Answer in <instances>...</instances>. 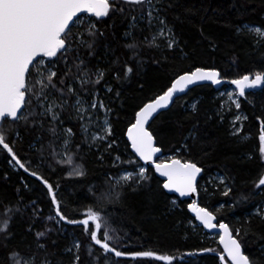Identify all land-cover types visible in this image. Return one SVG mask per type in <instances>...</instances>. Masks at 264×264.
I'll use <instances>...</instances> for the list:
<instances>
[{
  "label": "trees",
  "instance_id": "obj_1",
  "mask_svg": "<svg viewBox=\"0 0 264 264\" xmlns=\"http://www.w3.org/2000/svg\"><path fill=\"white\" fill-rule=\"evenodd\" d=\"M164 3L173 5L162 13L172 26L177 41L172 49L150 46L145 42L133 56L132 51L124 47L132 41V37L124 35L129 19L118 13L93 17L94 21L99 19L97 28L104 34L99 38L92 57L87 56V49H80L81 58L87 60L89 67L108 70L104 82L97 85L96 90L102 92L112 109V134L120 141L123 152L132 159L131 166L141 165L130 152L125 139V131L134 119V112L149 98L161 94L176 75L195 67H214L221 72L222 78L231 80L245 73L264 70V39L257 43L246 31L243 34L236 31L243 25L264 28V0H164ZM137 24L138 28L132 30L133 36L138 41H144L146 37L151 40L147 22L138 21ZM75 55L74 50L68 53V64H73ZM117 59L119 63L113 64ZM49 61L53 62L54 71L59 73L55 78L59 86L60 76L67 71L65 62L62 58ZM137 61H140L139 67ZM125 62L136 71L117 81L113 73L119 72L123 77ZM105 83L112 85L111 93L102 90ZM216 90L208 84L191 88L175 98L167 110L159 113L149 123L148 129L153 133L156 146L162 149L161 159L174 154V158L191 160L202 168L196 184L198 205L212 211L218 222L228 224L233 235L240 229L238 239L242 241L244 253L256 264H264V218L257 214V209L264 211V186L256 187L264 174V160L260 159L258 151L260 123L264 120V86L259 91L238 97L239 109L245 119L241 134L235 135L227 116L216 113ZM117 91L119 98L116 97ZM192 99L196 100L193 108L190 107ZM33 107L39 112L34 104ZM29 110L25 108V111ZM34 118L41 119L38 115ZM60 120L63 123L57 125L59 130H73L66 149L73 155V165L56 162L65 158L58 150L60 137L54 145L57 156H52L48 142L53 137L47 131V120H44L43 129L26 127L23 121L18 122L15 131L19 135L13 133L15 143L12 146L29 171L15 162L16 168L10 167L8 161L11 157L0 148V213L6 206L15 205L19 201L18 195H21L36 200L46 213L55 216V207L46 187L30 174L36 171L53 185L61 212L68 218L67 221H59L60 226L66 234L71 233L79 241L80 247L76 252L78 264H163L150 258L115 259L104 254L84 234L87 229L84 225L71 222L82 220L83 212L89 206L102 216L99 238L103 239L106 228L112 237L110 244L118 250L169 254L174 256L171 264H229L226 259L220 261L218 254L222 250L219 244L211 242L210 234L203 231L187 212L189 200L167 194L151 167L146 168L150 178L141 186L130 182L116 189L121 192L119 199L114 195H102L110 191V185L115 182L109 177L116 176L122 165L88 148L80 122L73 116L71 108L61 114ZM4 126H8L7 121ZM77 145H80L78 149ZM111 150L114 151V147ZM77 164L84 175H69ZM216 172L224 178L226 189H230L228 195H224L226 189L216 184L206 191L199 189L200 184ZM187 221L193 225H188ZM26 229L23 214L16 213L8 229L11 236L5 242L7 248L0 245V264H7V253L12 249H18L25 255L35 253L36 264L45 258L49 264H74V257L64 249V232L52 227L41 241L46 247L38 249L35 238ZM202 248L212 251L199 252ZM190 252L194 253L192 257L185 256ZM179 257L184 258L180 260Z\"/></svg>",
  "mask_w": 264,
  "mask_h": 264
},
{
  "label": "snow or ice",
  "instance_id": "obj_2",
  "mask_svg": "<svg viewBox=\"0 0 264 264\" xmlns=\"http://www.w3.org/2000/svg\"><path fill=\"white\" fill-rule=\"evenodd\" d=\"M173 5L168 3L165 5L164 0H0V148L5 150L11 157L9 163L15 162L20 168L26 172L29 169L22 162L16 152L12 139L13 133L19 135L15 131L18 122L23 121L25 126H38L44 128V120H47V131L53 137L50 140L49 147L52 148V156H57L55 148V140L60 136L63 137V147L65 149L63 156L56 162L61 165L72 166L74 163L73 155L67 152V146L70 144L73 136L72 128H65L62 131L57 125L62 124L60 120L61 114L68 108L74 112L75 118L80 121L81 131L84 133L85 140H88L90 127L95 126L98 131L91 133V142H100L110 139L112 134V126L108 120V114L112 111L107 107L102 99L99 98L97 85L104 82L107 69L98 66L89 67L87 60L81 58L80 49H87V56L92 57L98 46V40L103 36V32L97 28L96 21H90L88 17L79 19V24L73 20L78 13H89L96 18L108 16L110 13H118L121 17L129 19L128 30L124 33L126 37H132V41L124 45L125 48L132 51L133 56L142 43H148L150 46L159 47L156 43L158 38L167 40L166 47L172 49L177 44L172 26L168 23L166 16L162 15L167 8ZM147 20V26L155 31L152 33V39L147 37L144 41H138L133 36V29L138 28L137 21ZM70 22H72L70 24ZM87 25V27H85ZM78 30L73 32V27ZM237 33L243 34L245 31L257 37V43L264 39V28L260 26L243 25L238 26ZM75 51L73 64H68V53ZM44 57L63 59L65 62L64 72L59 78V86L55 78L59 75L57 71L47 67ZM51 64V61H48ZM119 60L113 61L118 64ZM140 61H137L139 67ZM41 66H44L43 68ZM74 69V71H73ZM136 71L127 62L123 65V77L119 72L113 73L114 78L119 81L127 78L129 74ZM71 77V79H69ZM200 81H209L212 85L223 83L221 72L216 68L195 67L191 71H185L176 75L171 80L170 86L156 95L155 98H149L147 102L139 106L134 112V119L129 123L127 128V139L130 142L131 149L135 155L142 161H152L155 171L165 177L163 189L174 190L180 196H186L189 193L197 191V176L202 169L197 163L191 160H181L172 158L168 162L156 163L153 157L161 149L156 146L153 133L149 131L147 125L154 114H158L161 110H166L177 94L184 93L190 85ZM231 85L235 86V92L227 93L229 99L233 95L245 96L247 89H254L264 85V70H258L254 73H245L236 78L231 79ZM79 85V89L77 88ZM105 89L108 93L112 92V85L105 83ZM83 93V95L81 94ZM119 91L116 97L119 98ZM90 96L91 100L85 99ZM75 97L73 101L71 98ZM39 106L40 111L36 112L33 107ZM236 108H240L238 100H231ZM195 107V106H193ZM25 108L31 110L25 111ZM104 112L103 123L100 124L98 112ZM40 116V120H36L35 116ZM96 116L97 119L93 120ZM242 117L237 115L235 121L241 120ZM260 120V117H257ZM7 121V127L4 122ZM103 133V134H101ZM233 134H241L240 128L234 127ZM12 139V143L9 140ZM259 156L264 160V120H261L259 130ZM115 140L106 145V149H110ZM77 149L80 145L76 146ZM120 157L116 156L115 161H119ZM114 161V162H115ZM130 163V161H129ZM31 176L36 177L46 187L48 195L51 197V204L55 207V217L49 216L44 218L52 220L58 218L59 221H67V217L61 212L59 201L56 198L53 185L49 183L42 175L36 171H31ZM69 175L83 176L84 172L80 165H75L73 171ZM149 179L146 169L139 167L138 172L122 171L120 176L109 177L110 181H115L110 185V191L102 194L106 196L114 195L119 199L121 192L118 188H123L130 182L135 186H141ZM221 180L224 178L221 177ZM108 181H106L107 183ZM264 186V174H262L256 183V187ZM135 190V188L133 189ZM92 192V189L89 190ZM230 189H226L224 195H228ZM95 195V193H92ZM246 199V198H245ZM35 201H31V205H35ZM27 207V206H25ZM188 208L195 212L196 219L206 229L219 228V243L223 246V252L219 254V259L224 262L227 258L230 264H256L249 255L242 251V241L238 239L240 229L236 230L233 235L232 230L226 223L214 224L216 219L212 211L207 208L199 207L193 201L188 204ZM24 209L20 207V201L15 205H8L0 213V245L7 248L6 240L11 236L9 228L16 213L23 214ZM257 214L264 218V211L257 209ZM84 219L80 221H71L72 223H80L86 228L90 222L94 223L95 230H91V241L99 245L104 252L113 253L116 257L130 256L141 258H154L163 261L165 264H171L173 257L170 255H158L154 251H138L123 252L117 250L110 244L112 237L105 228L103 239L98 237V230L101 228L102 216L98 211H94L89 206L85 213ZM38 217V209L33 207V219ZM28 230L32 231V224L28 225ZM49 229L36 231L37 240L44 237ZM55 243V241H53ZM77 252L79 250V241L73 245ZM38 249H44V244L37 243ZM199 252H211L212 249H199ZM194 253H187L193 255ZM226 254V255H225ZM79 255H76L74 264H78ZM7 264H36L35 253L25 255L18 249H12L7 253ZM40 264H49L48 260L42 259ZM118 264V262H115Z\"/></svg>",
  "mask_w": 264,
  "mask_h": 264
},
{
  "label": "rangeland",
  "instance_id": "obj_3",
  "mask_svg": "<svg viewBox=\"0 0 264 264\" xmlns=\"http://www.w3.org/2000/svg\"><path fill=\"white\" fill-rule=\"evenodd\" d=\"M82 17H88V18H90V21H94V18L93 17L86 16V15H80L74 21H76V23L79 24V19L78 18H82ZM143 21L147 22V20H143ZM252 26H256V25H252ZM85 27H87V25H85ZM77 30H78V28L75 27V26L72 29L73 32H76ZM154 31H155V26H153V28L150 29L151 38H152V33ZM251 36H253V35H251ZM253 37L257 40V37H255V36H253ZM156 42H158L160 44V46H163V47L166 46V44H167V40L166 39H163V38H158L156 40ZM48 61L49 60H45L44 59L45 65L47 67L52 68V70L54 71V69H53V62L51 61V64H49ZM41 67L43 68L44 66H41ZM77 88L79 89V85L78 84H77ZM102 90H106L105 87H103ZM97 91H98V94H99V98L104 101V103L107 105V107H109L108 102H106L105 99L103 98L102 92L99 91V90H97ZM229 92H235V89L234 88H231L230 86H222V87H220V88H218L216 90L215 95H214V98H217L218 99V106L216 108V113L217 114H220V115H224V116L226 115L227 118H228V120H229V122H230V124H231L230 125L231 129H232V131H234V127L235 128H241L242 121L245 119V116L242 113V111H240V109H237L236 108L235 104L231 103V100H238V97L239 96L238 95H233L231 97V100H230L229 97H228V95H227V93H229ZM81 94L83 95V93H81ZM85 99H87V100L90 101L91 100V97L90 96H87V97H85ZM72 100L74 101L75 100V97H72ZM195 102H196V100L195 99H192V101L190 102V107L193 108V106L195 105ZM33 104L35 105V101H33ZM35 106L40 111L39 106L38 105H35ZM237 115L241 116L242 119L239 120V121H235V117ZM73 116L75 117L74 112H73ZM98 117H99L100 124H102L103 123V120L105 118L104 112L102 110H100L98 112ZM107 118L110 121V113L108 114V117ZM96 119H97V117L94 116L93 117V120H96ZM61 129L63 130L65 128H61ZM96 131H98V129L94 125L90 127L89 137H88V140H86L87 141V146L91 150L96 151L97 153H99V156L101 154H103V155H107L108 157L112 158L113 162L115 161V157L116 156H119L120 157V160L119 161H116V164L122 165V168L119 169L118 174L116 176H120L121 173H122V171H124V170H126L127 172H138L139 167H144L146 169V167L143 166L142 164L141 165H133V166L130 165L132 163V159L129 158V155H126L125 152H123V149H122V147L120 145V141L115 136H113V134H111V137L108 140L100 141V142H91V133L92 132H96ZM101 134H103V133H101ZM83 135H84V133H83ZM60 139H61V141H60V144L58 146V150L60 152V155L63 156V153L65 151V149L63 147V137L60 136ZM112 140H115V144H112V147H114V151L111 150L112 147L110 149H106V145L108 143H111ZM120 154H122V155L120 156ZM174 157H175L174 154H168L165 157H163L162 159L160 158L159 161H169L170 159H172ZM123 160L125 162H123ZM9 161H8V164L10 165V167H12L13 169H15L16 167H15L14 162L9 163ZM129 161H130V163H129ZM146 172H147V170H146ZM147 175L149 177V174L148 173H147ZM116 176H113V177H116ZM221 177L222 176L219 173H217V172L214 173L213 175L207 177L206 180H204L200 184L199 189H201L202 191H206V189L209 186H212V185H215L216 184V185H220L221 189L225 190L226 189V185L224 183V179L223 180L220 179ZM20 183L24 184L23 181H20ZM18 196H19L18 200L20 201V207H22L24 209L23 216H24V218L26 220V225H27V229L26 230L31 235H33V237L35 238L36 244L37 243H40L41 244V241L45 237H47V235L49 234V232H51L52 227H55L57 230H60L61 233L64 232V249H65L66 252L71 253L72 256L74 257V260H75L76 252H77V249L73 246L75 244V242H77V240L75 239V237L71 233L66 234L64 228H62L60 226V224H59V222H57V219L56 218L55 219H52V220H47L46 221L44 218L49 217V216H52V217H55V216L53 214L46 213L42 209V207L40 206V204L36 200H29V199H27V198H25V197H23L21 195H18ZM31 201H35L36 202L35 205H31L30 204ZM172 203L174 205H176V202L173 201V200H172ZM25 206H27V207H25ZM33 207H35L36 209H38V217L39 218L33 219ZM84 213H85V211L83 212V216H84ZM29 224H32V231H29L28 230V225ZM187 224L190 225V226L193 225V223H191L190 221H187ZM45 228L49 229V231L46 232V235L44 237H41V238H39V240H37V238L35 237V232L36 231H43V230H45ZM91 230H95V226H94V223L93 222H90V224L87 227V229L84 230V234H86L87 236H89L90 239H91ZM99 234H100V230H98V237H99ZM218 237L219 236L217 234H210V235H208V238H210L211 242H218ZM91 242H93V241H91ZM99 249L102 251V249L100 248V246H99ZM185 256H190V255H187L186 254ZM184 257H179L178 259L181 260ZM191 257H192V255H191Z\"/></svg>",
  "mask_w": 264,
  "mask_h": 264
},
{
  "label": "water",
  "instance_id": "obj_4",
  "mask_svg": "<svg viewBox=\"0 0 264 264\" xmlns=\"http://www.w3.org/2000/svg\"><path fill=\"white\" fill-rule=\"evenodd\" d=\"M81 14H84V13H78L77 14V16L76 17H74L73 18V20H75V18H77L79 15H81ZM86 14H88V15H90V16H93L92 14H89V13H86ZM72 22H70V24H71ZM45 58H47V59H53V58H48V57H45ZM230 81L231 80H228V79H225V78H223V83L222 84H219V85H212L211 84V82H209V81H200V82H196V84H194V85H190L189 87H188V89H186L185 90V92L184 93H181V94H177L176 96H175V98H177V97H179V96H181V95H184V94H186L191 88H193V87H195V86H199V85H205V84H208V85H212L215 89H218V88H220V87H222V86H230L231 88H234L235 89V86L234 85H231V83H230ZM171 84V83H170ZM170 86V85H169ZM263 86L264 85H262V86H258V87H256V88H254V89H247L246 90V93H249V92H255V91H259V90H261L262 88H263ZM166 90V89H165ZM162 94V93H161ZM174 98V99H175ZM154 99V98H153ZM173 102H171V104H172ZM171 104H170V106H171ZM169 106V107H170ZM168 107V108H169ZM167 108V109H168ZM166 109V110H167ZM163 111H165V110H161V111H159V113H161V112H163ZM158 113V114H159ZM158 114H154V118L158 115ZM154 118H151L150 119V122L154 119ZM149 122V123H150ZM149 125V124H148ZM148 125H147V127H148ZM127 129H126V131H125V139H126V141H127V143H128V145H129V150H130V152L132 153V155H134L135 157H136V159L143 165V166H145L146 168L147 167H151L152 169H153V171H154V173H155V175H156V177L158 178V179H160L161 181H162V185H163V182H164V179H166L165 177H162L161 175H160V173H157L156 171H155V168H154V165H153V162L152 161H148V162H145V161H142V160H140L136 155H135V153L133 152V150L131 149V146H130V142L128 141V139H127ZM161 149V148H160ZM162 154H163V152H162V149H161V151L160 152H158V153H156L155 154V156L153 157V160L156 162V163H160V161H159V159L162 157ZM171 160V159H170ZM169 160V161H170ZM163 162H168V161H163ZM201 168V167H200ZM202 169V168H201ZM201 174H202V172L201 173H199L198 174V176H197V181H198V179H199V177L201 176ZM196 184H197V182H196ZM163 188V187H162ZM167 194H172V195H175L178 199H180V200H189V204L190 203H192L193 201H195L196 203H197V191L196 192H194V193H189L188 195H186V196H180V194L179 193H177V192H175L174 190H167V189H163ZM198 204V203H197ZM199 207H201V206H199ZM187 212L189 213V215L194 219V221L196 222V224L197 225H199V226H201L202 228H203V231H205V232H207L208 234H217L218 236H219V234H220V229L217 227V228H213V229H206V228H204V226L200 223V221H198L197 219H196V216H195V212H193L191 209H189L188 208V206H187ZM216 217V216H215ZM84 219V218H83ZM214 222V224H217V225H219V223H221V222H218V220H217V218L213 221ZM224 223V222H223ZM218 244H219V246H220V248H221V250H222V252H223V246L219 243V237H218V242H217ZM101 248V247H100ZM102 249V248H101ZM118 250V249H117ZM102 251H103V249H102ZM119 251H121V250H119ZM242 251H243V249H242ZM124 252V251H123ZM135 252H138V251H135ZM103 253L104 254H109V255H112L115 259H131V260H135V259H140L141 257H130V256H123V257H116L113 253H106V252H104L103 251ZM128 253H130V252H128ZM158 255H169V254H165V253H157ZM219 255V254H218ZM226 255V254H225ZM170 256H172V255H170ZM173 257V261H174V256H172ZM150 259H153V260H155V261H158V260H156V259H154V258H150ZM172 261V262H173ZM226 261L230 264V260H228L227 258H226ZM158 262H161V263H163V264H165V262H163V261H158ZM171 262V263H172Z\"/></svg>",
  "mask_w": 264,
  "mask_h": 264
}]
</instances>
